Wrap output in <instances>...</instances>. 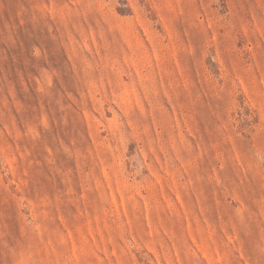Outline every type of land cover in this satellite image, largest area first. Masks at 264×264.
<instances>
[{
    "label": "rangeland",
    "instance_id": "rangeland-1",
    "mask_svg": "<svg viewBox=\"0 0 264 264\" xmlns=\"http://www.w3.org/2000/svg\"><path fill=\"white\" fill-rule=\"evenodd\" d=\"M0 264H264V0H0Z\"/></svg>",
    "mask_w": 264,
    "mask_h": 264
}]
</instances>
